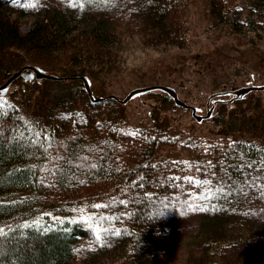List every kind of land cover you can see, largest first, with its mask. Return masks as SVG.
<instances>
[{
  "label": "trees",
  "instance_id": "trees-1",
  "mask_svg": "<svg viewBox=\"0 0 264 264\" xmlns=\"http://www.w3.org/2000/svg\"><path fill=\"white\" fill-rule=\"evenodd\" d=\"M55 1L0 0V81L28 64L67 77L20 75L0 92V264H163L167 209L204 189L187 263L250 264L231 248L262 237L251 197L264 178V98L220 103L203 133L173 118L163 91L133 122L117 99L91 102L80 76L121 71L127 39L143 52L187 49L170 65L181 86L212 65L234 75L223 47L260 50L264 0H198L202 25L223 36L193 52L190 0ZM216 72L213 88L229 89Z\"/></svg>",
  "mask_w": 264,
  "mask_h": 264
},
{
  "label": "rangeland",
  "instance_id": "rangeland-1",
  "mask_svg": "<svg viewBox=\"0 0 264 264\" xmlns=\"http://www.w3.org/2000/svg\"><path fill=\"white\" fill-rule=\"evenodd\" d=\"M44 1L48 0H24L26 4L30 5L32 3L39 4ZM77 1L78 0H56L55 2L76 4ZM190 1L189 38H191L192 43H190L189 48H191L192 52L199 48H201V50L208 49L212 47L213 43L211 42H213L214 38H220L223 36V33L216 32L215 34H211V32H208V29L206 28L207 25L203 26L202 22L199 20V15L201 14L198 10L199 1ZM23 28L26 29L27 26L24 25ZM135 41V39H127L122 43V47L125 49L126 54L128 53L129 57L127 55L128 63L121 69V71L102 75L97 80L90 78L94 92L101 96L116 94L120 98H123L134 87L155 84V81L157 80L161 81L157 83L175 87L178 91L179 97L182 100L191 105H196L203 108L202 113L204 115L207 114V107H211L213 105L212 100H208L209 95L213 92L225 89L223 87L215 89L211 84V82H213L212 76L217 70L220 69V64L216 68L212 65L209 68L204 69L206 74L205 77H200L194 73L190 84H184L181 86L180 81L182 82L183 79L179 78L176 73L170 69V65L174 63L177 57H181L178 62H180L182 59H187V49H167L163 51L159 50L143 52L137 47V43ZM234 43L238 44V41L234 40L231 44L227 43L226 47H223V50L226 53V58L224 57L223 53H221V61H223V59L227 60L228 67L236 65V67L241 71L233 75L231 74V70H219L216 72V74L225 80L231 79L233 81L232 84L226 86V88L229 89L237 88L247 84H263L264 39L258 43L260 50L252 49L251 47H245L243 49L241 46H239V44L237 47H235L237 50H234L231 47ZM215 69L216 71L214 72ZM184 74L188 75L187 73ZM7 78L0 81V83L6 81ZM15 80L10 85L7 93H9L13 88L18 87V84L15 83ZM195 80L198 81L199 84L195 83ZM153 93H157V91H154ZM251 93L253 94V97L259 95L264 98V92L262 93L254 91ZM155 99V96H149V94L146 93L124 104L126 105L128 119L136 122L139 118L146 114V111L150 112L152 109V101H155ZM249 99H251V97H249ZM222 103L231 104L233 102ZM219 104L220 103H217L214 107V115H216L219 111ZM173 109L177 111L173 118L179 121L183 120L185 123L189 124L198 123L199 125V123H202V125H199L197 128H199L203 133L209 132V129H212L213 125L211 122L206 121L203 123L204 120H210L212 117L204 119L202 122H198L192 116L191 109L175 106L174 101ZM187 180L191 183L188 189L193 188L192 186H194V184H192L191 180ZM254 185L256 188L254 189L251 201L254 203L255 200L257 205V209H255V223L256 226L262 228V230L259 229L261 231L262 237L259 241L254 242V244L252 243L238 248L242 249L241 252L238 251L237 248L231 249L234 250L242 260L246 258V261H248L250 264H259V262L260 264H264V178H262L261 174L259 175V172L256 174V183H254ZM193 192L194 193L190 192L184 196L178 195L179 202L178 200H175L174 205L170 206L166 211L165 224L171 239V245L168 252H166L165 262L163 264H188L187 262L190 257L189 252L191 250V246L187 244V239L189 238L190 234H192L193 231L197 229L200 213L202 211V203L208 197L205 189L204 191L198 193L195 191ZM3 227L4 224H1L0 230L3 229ZM231 249H229V252L226 255L230 256L231 253H233Z\"/></svg>",
  "mask_w": 264,
  "mask_h": 264
},
{
  "label": "water",
  "instance_id": "water-1",
  "mask_svg": "<svg viewBox=\"0 0 264 264\" xmlns=\"http://www.w3.org/2000/svg\"><path fill=\"white\" fill-rule=\"evenodd\" d=\"M20 75H22L23 77L27 79L36 78L38 80L67 79L66 76H60L58 74L48 72L47 70L40 67L39 65L28 64L18 70L13 71L9 75V77L6 79V81H4L3 83H0L1 94L5 95L8 92L12 82ZM80 78L83 80L84 87L88 93L90 101L93 103H98L104 100L106 97H111V98L117 99L123 104H126L130 100L136 97H139L143 94H146L152 91H163L174 100L175 106H180L185 109H191L192 116L198 122H202L204 119L213 117L214 116L213 110L217 103L234 102L235 100L245 98L252 91L264 90V83H263V84H247V85H242V86H239L233 89H226V90H220V91L213 92L208 97L209 101L212 100L213 105L211 107H207V114L204 115L202 113L203 108L196 106V105H191L185 102L184 100H182L179 97L177 89L171 85L155 83V84H150V85L137 86L131 89L123 98H120L116 94H109L105 96L98 95L94 92L92 88V81L88 75H82L80 76Z\"/></svg>",
  "mask_w": 264,
  "mask_h": 264
},
{
  "label": "bare ground",
  "instance_id": "bare-ground-1",
  "mask_svg": "<svg viewBox=\"0 0 264 264\" xmlns=\"http://www.w3.org/2000/svg\"><path fill=\"white\" fill-rule=\"evenodd\" d=\"M105 246V245H104ZM119 250V249H118ZM119 253V252H118ZM123 254V253H122ZM81 258V257H80Z\"/></svg>",
  "mask_w": 264,
  "mask_h": 264
}]
</instances>
